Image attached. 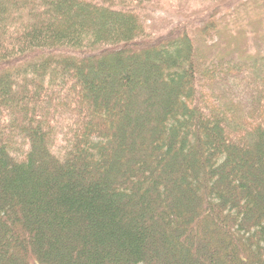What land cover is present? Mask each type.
<instances>
[{
    "label": "trees",
    "instance_id": "16d2710c",
    "mask_svg": "<svg viewBox=\"0 0 264 264\" xmlns=\"http://www.w3.org/2000/svg\"><path fill=\"white\" fill-rule=\"evenodd\" d=\"M151 3L0 0V264H264V42Z\"/></svg>",
    "mask_w": 264,
    "mask_h": 264
},
{
    "label": "rangeland",
    "instance_id": "374dc122",
    "mask_svg": "<svg viewBox=\"0 0 264 264\" xmlns=\"http://www.w3.org/2000/svg\"><path fill=\"white\" fill-rule=\"evenodd\" d=\"M243 3H245V5H248V7L250 8H251L250 6L251 3L253 9L252 11H247L246 19L239 20L241 19V17L244 16L243 12L241 11L242 9L241 6ZM150 5L151 6H147L146 9L144 10H139L138 14L140 17L139 20L142 22L146 30L145 32L148 33V36L151 38L166 34L173 27L177 25H179L177 26L179 28L181 27V25L183 27L191 26L193 30L201 26L202 24H206V22L209 21V18L214 20L218 17H221L222 15L229 13V18H226V20H228V24L230 26H234V25L238 26L239 24H241L247 30L246 37L248 38V44L246 46H248L250 52H254L257 48L256 44H254L253 42L259 43V40H262L264 42V0H153V4L151 3ZM259 31L261 32L260 33L261 36H259L257 33ZM258 45L259 44H257V46ZM257 50L264 52V46L260 47L259 45ZM166 75L167 74H165V76ZM188 87L189 86L187 84H184L181 90L182 93H187ZM182 93L181 92L179 93L180 94L179 99L182 98L183 96ZM82 95L83 94H81L80 91L78 90L76 95H74V98L76 99L78 97V100L82 102ZM213 102L214 101L210 100L209 98L205 101L206 104H212ZM215 103H217V101H215ZM83 104L81 107H79L80 113L83 116L90 118L91 120H93L92 119L93 113H97L96 112L97 109L95 108L96 105L100 106L99 111H102L104 109L102 108V105L99 103L90 105L94 110L87 108V106L86 105L84 106ZM187 106H189V108L192 109L190 104H188ZM253 113H255L256 116L261 115L260 116L261 119L262 118L264 119V109L262 107L259 106L258 109H256ZM177 115L178 114H176L175 116L177 117L176 120L178 119L179 116ZM102 118L104 124H108L113 120L112 116H110L106 108ZM182 120H184V116H182ZM226 123L229 122L227 121L223 124L222 123L219 124V129L222 131V134L219 137V141L221 142L228 139L229 135H232L231 132L224 130V126L226 125ZM211 125L212 124H209V126ZM0 126L3 127L1 124ZM45 130L46 129H44V131ZM84 131H85L84 127L80 125L76 133L77 134L76 138L77 140H79V145H81V141L83 140ZM178 131L179 132L177 133V136L178 138H180L181 141L186 131L185 126L183 125L182 127H179ZM237 131H239V128L237 129ZM206 132H207L206 128H204V130H201L200 128L198 134L200 139L203 138L204 140V136H206ZM12 144L18 146V148L20 146L18 141L15 142L13 140ZM206 144H208V142L205 143V145ZM210 145L211 144H208L207 149L210 148ZM55 147L57 148V146ZM210 149L214 151L213 150L214 148H210ZM210 149L209 151L211 153L212 151ZM239 151L243 153L246 151V149L243 147L240 148Z\"/></svg>",
    "mask_w": 264,
    "mask_h": 264
}]
</instances>
